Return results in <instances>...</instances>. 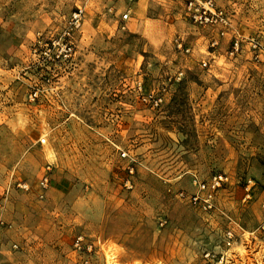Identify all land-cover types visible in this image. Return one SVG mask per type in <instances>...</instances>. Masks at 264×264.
<instances>
[{
	"label": "rangeland",
	"instance_id": "374dc122",
	"mask_svg": "<svg viewBox=\"0 0 264 264\" xmlns=\"http://www.w3.org/2000/svg\"><path fill=\"white\" fill-rule=\"evenodd\" d=\"M135 2L0 0V264H264V0Z\"/></svg>",
	"mask_w": 264,
	"mask_h": 264
},
{
	"label": "built area",
	"instance_id": "2783aa9c",
	"mask_svg": "<svg viewBox=\"0 0 264 264\" xmlns=\"http://www.w3.org/2000/svg\"><path fill=\"white\" fill-rule=\"evenodd\" d=\"M184 2L185 14L186 17L196 26H209L219 28V35L222 36L224 34V29L228 26L229 20L225 12L217 7L215 4V0H182ZM128 13H125L122 16V19L127 18ZM83 16V9L81 7H76L73 13L70 16L69 28L66 32L63 33L62 37L67 39L70 36V33L73 29L79 26L80 20ZM58 44V43H57ZM215 44V43H213ZM177 49L181 48V43H176ZM256 48V45H253ZM239 48V41L234 38L232 41V45L230 48L229 55H233L237 52ZM60 51L64 53H69L71 51L70 43L67 41H62L60 43ZM188 52V50H185ZM66 56V55H65ZM205 66V63L203 64ZM138 89H141L140 83H138ZM140 100L142 103H145L151 107H158L162 101L160 96L154 94H141ZM42 143L45 141L44 139L40 140ZM125 156V153L122 154ZM45 172L42 175L39 185L41 190L45 191L48 187V176L50 168L46 166ZM132 168L128 169V172L132 173ZM193 185L195 186V191L189 195L180 192L178 195L180 198L184 199L187 203L194 207H199L202 210L208 211L212 208L213 204V196L217 189L221 188L223 185L228 183V177L224 173L212 174L207 181H200L197 177H193L192 179ZM125 185L130 188L129 180H126ZM16 187L26 191L28 190V185L25 182H18ZM43 195H40V198ZM264 208V204H263ZM228 239L231 237L228 232ZM229 244V241H227ZM74 247L77 250L81 249V237L75 239ZM87 251L91 250V245H87L85 247ZM84 264H89L87 260H84Z\"/></svg>",
	"mask_w": 264,
	"mask_h": 264
},
{
	"label": "crops",
	"instance_id": "0c3cea01",
	"mask_svg": "<svg viewBox=\"0 0 264 264\" xmlns=\"http://www.w3.org/2000/svg\"><path fill=\"white\" fill-rule=\"evenodd\" d=\"M151 1H154V0H136L135 5H143V4L148 5ZM13 256L18 257V255H13ZM12 259L13 258H10V257L6 258L7 261H11Z\"/></svg>",
	"mask_w": 264,
	"mask_h": 264
}]
</instances>
